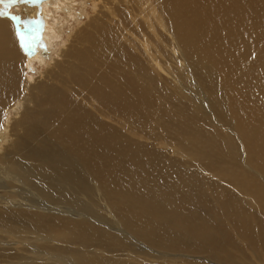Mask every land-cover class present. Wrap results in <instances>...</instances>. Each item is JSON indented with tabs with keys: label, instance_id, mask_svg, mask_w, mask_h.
<instances>
[{
	"label": "rangeland",
	"instance_id": "rangeland-1",
	"mask_svg": "<svg viewBox=\"0 0 264 264\" xmlns=\"http://www.w3.org/2000/svg\"><path fill=\"white\" fill-rule=\"evenodd\" d=\"M196 1L211 26L205 22L186 29L183 24L178 26L183 40L184 32L196 33L191 43L197 53L192 55L191 64L179 47L163 49L159 59L173 71L163 72L160 81L154 74L150 77L154 84L148 88L141 85V75H150L141 46L135 48L132 44L128 56L125 45L118 50L119 58L114 56L101 67L97 65V76L116 82L120 74H126L125 84L118 91L116 85L115 89L92 90L104 97L103 104L92 102V106L109 114V118L84 103L92 112L87 120L92 126L90 132L97 137L90 147H77L72 152L50 141L48 149H43L45 161L54 168V178L46 171L44 180L37 179L44 182L42 201L66 209L61 212L45 208L39 212L45 220L44 230L38 229L39 236H43L41 244L23 248L20 257L32 256V264H264V0H240L236 11L212 5L210 0ZM175 2L179 7L180 3ZM99 3L73 0L69 8L60 6L57 13L53 11L51 20L58 26L60 23L63 30L60 38L55 28L51 45L39 40L30 23L20 22L7 3H3L5 8L0 3V9H5L2 16L14 19L29 55L40 49L47 51L50 59L64 62L63 50L74 43L76 31L87 28L91 17L103 12ZM126 12L122 7L117 21L120 24L102 16L106 20L104 29L116 40L120 38L116 32L125 28L128 35L126 27L134 26L125 18ZM190 14L187 9L181 17ZM60 17L62 21H57ZM50 22L45 25L47 32ZM89 46L84 54L95 48ZM181 46L190 53L188 45ZM203 47L206 50L200 55ZM96 55L104 59L105 53ZM54 60L47 58L41 64L33 57L28 75L40 78ZM134 68L140 76L131 73ZM59 71L54 72L58 74L56 79L64 82L63 72ZM95 75L92 82L99 83ZM139 86L144 95L136 98L134 89ZM61 89L65 100H79L81 92L91 100L89 90L75 94L65 85ZM233 110L237 115H230ZM75 123L83 126L85 121L76 119ZM81 155L95 162L96 175L90 182L99 191L96 195L102 198L100 204L87 191ZM6 158L24 165L34 163L32 158L13 154ZM71 170L84 174V180L76 182L79 201L88 204L81 210L69 209L64 204L68 198H63L57 187L56 175L62 173L75 188ZM28 187L22 185L18 190L17 196L24 201L30 197ZM7 191V186L0 184L2 207L11 200L8 195L12 192ZM53 195L59 200L55 201ZM24 211L28 210L19 209L15 216L26 220ZM80 212L73 221L75 232H59L53 227L58 219L70 221L69 213ZM95 235L104 241L93 243ZM0 264H16L15 258L3 256Z\"/></svg>",
	"mask_w": 264,
	"mask_h": 264
},
{
	"label": "bare ground",
	"instance_id": "bare-ground-1",
	"mask_svg": "<svg viewBox=\"0 0 264 264\" xmlns=\"http://www.w3.org/2000/svg\"><path fill=\"white\" fill-rule=\"evenodd\" d=\"M99 1V8H102L103 12L91 17L90 21L86 23L87 28H79L76 31L72 37L74 43L69 45L70 47L66 51L63 50L64 54L62 56L66 58L64 62V59L62 60L63 63L58 59H50L51 55L40 49L33 53L34 55H29L28 50L25 51L23 42L18 36V27L14 19H11L10 16H2L1 12L5 9H0V184L7 186L8 191L12 192V195H8L11 200L9 202L8 200L5 201L7 206H0V258L12 255L16 264H32V256L28 258L20 257L19 251L24 250L23 248H35L41 244L40 238L43 236H39L41 231L38 229L44 230L45 220L39 212H42L45 208L61 212L66 209V207L64 209L55 208L42 201V195H45V192H42L44 182H39L37 179L44 180L46 171L54 178V168L45 161L44 153H42L43 149H48L50 141H54V144L64 145L72 152L76 151L77 147L91 146L97 140V137L90 132L92 126L87 120L92 112L84 106V103L92 106V102H96L100 106L104 102V97L100 92L95 94V90L98 88L115 89L114 85H116L117 89L115 91H118L122 90L121 86L125 84L126 74H120L116 82L105 76H97L99 74L97 65L101 67L103 63H107L108 58L111 59L114 56L119 58L118 54L120 53H118V50L125 45L127 46L124 51L128 56L131 55L130 46L132 44H134L132 47L135 46V48L141 46L142 52L148 59L147 68L150 72L147 77L141 75L143 77V84L141 85H145L146 88L152 87L154 82L150 77L155 74L158 81H160L163 72L169 74L170 71H173L171 67L166 66L159 59L164 53L163 49L175 48L177 50V47H179V51L187 59L188 64H191L192 55L197 53V47L191 43L196 33L184 32L183 40L178 26L183 24V28L186 29L189 26L203 24L204 22L208 27L211 26L206 13L204 18L201 8L198 7L201 4L196 0H177L180 3L179 7L176 6L175 0ZM4 2L7 3L8 9L11 8L12 12L19 16L20 22L30 23L37 30L36 34L39 36V40L48 41V45L53 43L55 28L58 27L56 32L60 38L63 30L60 23L61 29L58 24L56 25L53 22L54 20H51L52 12L57 13L60 6L67 9L73 4V0H0L3 8L6 6L3 4ZM239 2L240 0H210L212 5L217 3L226 10L235 11L238 9L237 4ZM55 7L57 8L55 9ZM122 7L127 10L125 18H129L130 24L134 26L132 29L126 27L129 32L128 35H125V28L116 32V35L119 33L120 36L116 40L104 29L106 20L103 17H108L114 24H120L117 21L121 19L120 11ZM222 7L219 8L222 9ZM187 9L191 10V14L181 17V14ZM56 20L62 21V18H56ZM49 22L51 26H48L49 32H47V30L45 31V25ZM125 36L128 39L125 40ZM186 40L185 44H181ZM89 45L95 48H92L89 54H84L90 48ZM181 45H188L190 53L188 48L184 51ZM204 50L206 49L203 47L200 55H203ZM52 51H55V49L52 48ZM52 51H49V53ZM98 52L105 53L104 59L100 55H96ZM84 56L89 58L87 59ZM33 57L41 64L46 63L47 58L54 60V63H48L49 68L44 74L41 77L39 76L40 78L36 77V79L27 73ZM55 71L63 72L64 82L61 78L56 79L58 74L56 75ZM131 73L136 77L140 76L136 68ZM94 75L99 79V83L92 82ZM74 81L81 87L77 86ZM96 84H100L101 87ZM57 85H60L59 88ZM62 85L73 90L75 94H78L79 91L89 90L91 100L88 101L82 92V98L79 100H65L62 97V92H64L61 89ZM139 87L140 89H134L136 98L144 95L142 87ZM107 97L110 103L112 100L109 91H107ZM93 109H96L105 118H109V114H103L99 108L93 107ZM234 114L237 115L235 110L230 113L231 116H234ZM76 119L85 121V124L83 126L76 124ZM122 121L125 122L124 119ZM104 130L107 129L104 128ZM6 135L10 136V139H6ZM8 140L9 142L6 144ZM104 143L109 145L108 142ZM9 154L32 158L36 165L34 163L24 165L21 161L12 158L7 160L6 157ZM80 158L82 159L80 164L85 165L86 168L87 191L100 204L102 198L96 195L99 191L90 182L91 178L96 175L95 162L90 157L84 158L81 155ZM65 159L69 160L68 157ZM135 163L139 165L137 161ZM71 174L75 182V188L69 181L64 180L66 178L62 173L56 175V178H59L57 187L61 189V196L68 198V203L64 204L69 206V209L74 207L81 210L88 204L85 200L79 201L81 196L77 192L76 182L84 180V174H75L73 170H71ZM24 179L28 182L25 183ZM22 185H29L27 191L30 197L27 201L17 196L19 187H22ZM53 198L55 201L59 200L54 195ZM19 209L28 210L27 213L24 211L25 216L28 215L26 220L15 216ZM69 214L72 220L58 219L53 227L61 230L59 232H75L77 225L73 221L79 218L81 212ZM122 215L121 218L125 219L126 215ZM122 219L121 221H123ZM34 230H37L38 233L36 234ZM103 241L98 235L93 238L95 244H100ZM103 264L111 263L105 261Z\"/></svg>",
	"mask_w": 264,
	"mask_h": 264
}]
</instances>
